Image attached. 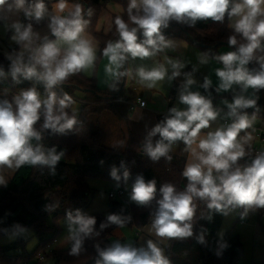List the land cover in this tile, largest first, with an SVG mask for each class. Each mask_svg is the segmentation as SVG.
Returning a JSON list of instances; mask_svg holds the SVG:
<instances>
[{
	"label": "clouds",
	"instance_id": "1",
	"mask_svg": "<svg viewBox=\"0 0 264 264\" xmlns=\"http://www.w3.org/2000/svg\"><path fill=\"white\" fill-rule=\"evenodd\" d=\"M5 8L22 12L27 22L15 20L6 25L12 33L10 40L18 49L5 54L10 63L7 72L0 66V78L10 76L16 84L22 79L34 83L20 89L11 100L0 99V170L44 165L54 172L64 153H57L55 147L46 150L41 143L43 132L66 133L78 123L77 114L69 112L72 97L66 92L59 95L55 89L62 87L69 77L95 68L98 45L86 34L90 20L85 18L84 6L79 2L56 0L50 10L45 0H0V11ZM92 12L88 8L87 16L91 17ZM126 13L127 21L121 15L112 21L119 38L109 40L101 50L107 60L104 73L111 90H117L121 78L131 74L125 68L128 61L155 57L174 47V42L163 34L171 22L193 27L197 21L211 19L223 23L226 18L236 34L228 37V45L236 47L216 57L223 64L215 71L219 80L216 92H226L234 86L242 93L252 90L251 97L241 94L230 103L223 101L228 109L225 117L231 122L201 135L220 117L222 109L214 108L211 99L199 91H190L195 81L190 76L186 79L179 94V103L186 107L169 109L165 119L148 132L144 153L152 161L162 157L170 161L173 145L182 142L188 153L182 171L187 183L182 191L172 183L161 184L160 198L156 199V180L145 181L138 175L130 193V200L139 206L156 202L149 232L162 239L192 237L197 201L223 215L238 207L244 209L243 215L264 209V150L252 154L253 137L248 131L259 112L256 94L264 89V0H128ZM44 20L53 38L42 37L35 30L34 24ZM237 35L243 42H238ZM165 60L173 70L170 76L164 64L151 69L141 66L135 71L140 84L152 89L166 77L172 80L181 74L184 63L168 57ZM200 62L207 63V57L202 56ZM253 62L259 67L249 68ZM37 84L43 85V95ZM211 85V79L205 77L202 87L207 90ZM249 108L254 109L251 115L245 111ZM38 122H42L39 128ZM156 136L159 139L153 144L152 138ZM250 155L251 160L241 166L239 162ZM129 175L125 169L123 179L127 181ZM111 177L121 179L117 168H112ZM5 184L0 175V185ZM66 216L67 238L72 242L69 255L78 256L84 241L100 234L95 229L97 220L79 209L67 212ZM207 218L211 219V215ZM130 219L109 214L100 229L110 225L123 228ZM26 231L16 225L14 234ZM197 239L204 243L203 234ZM219 246L223 249L228 245L221 242ZM96 250L99 258L95 264H170L162 248L151 239L146 247L117 241L104 249L96 245Z\"/></svg>",
	"mask_w": 264,
	"mask_h": 264
},
{
	"label": "trees",
	"instance_id": "2",
	"mask_svg": "<svg viewBox=\"0 0 264 264\" xmlns=\"http://www.w3.org/2000/svg\"><path fill=\"white\" fill-rule=\"evenodd\" d=\"M76 1L84 6L85 18L90 20L86 33L93 36L99 46L96 66L102 58L101 50L105 44L109 40L114 41L119 38L115 25L112 23L114 15L110 19L108 32L97 31L99 15L106 3L110 2L121 6L122 12L119 15L127 21V2L126 0H70L71 3H76ZM54 2L56 0H45L47 6ZM88 8L93 10L91 17L87 16ZM21 20L27 22L24 16ZM46 25L47 20H44L39 24H34V28L38 30ZM163 34L165 37H179L190 42L194 41L204 54L219 63L221 62L216 59L221 55L218 52L219 47L221 45L229 46L228 37L236 35L233 29L228 27L227 18L223 23L213 22L211 19L197 21L193 27L173 21L169 28L163 30ZM140 38L142 39V37ZM237 39L238 42H243L238 35ZM231 47L235 49L236 46ZM17 49L18 46L15 45L12 52ZM9 63L5 55L0 52V66L6 72ZM248 67L258 68L259 66L253 62ZM124 79L125 77L121 78L117 90L103 91L97 88L94 78H88L81 72L69 77L62 87L55 89L59 95L64 92L68 93L73 102L80 101L82 106L77 114L78 123L73 130L66 133L43 132L41 143L44 148L47 150L55 147L57 153H64L55 166L54 172L44 165H24L14 171L5 185H0V237L14 234L15 226L19 225L27 230H32L38 239L37 246L30 254L24 252L25 240L22 239H17L14 243L6 246H0V264H42L43 260L47 259H52L53 264H95L99 258L96 245H99L101 249L107 248L106 245L109 243L108 240L112 232L120 228L110 225L103 230L100 229V224L106 222L109 214L130 216L131 219L125 226L138 231L151 224L152 213L157 207L155 200L147 206H132L124 203L123 200L117 201L115 198L118 195H115L112 199L108 198L110 202L106 213L91 215L96 217L95 229L100 234L86 239L78 256L69 255L72 242L65 249H51L50 244L56 240L59 234L56 223L60 219H67L66 214L69 212L60 211V209L68 204L71 212L74 213L77 209L83 212L91 205V201H87L91 190L88 184L89 179L106 181L113 185V188L121 190L123 194L120 199L124 196V190L127 187L132 189L138 175H142L145 181L156 180V199L160 198L158 190L161 184L172 183L178 191L184 189L187 183L182 176L185 158L179 157L174 152L175 146H184L182 142L173 145L169 152L172 157L170 161L163 157L159 161H152L144 153V145L133 138L129 137L127 142L119 148H108L102 142L101 132L98 129L89 128L87 123L89 116H96L98 120L99 115L108 112L116 117H121L117 106L126 101L123 99L120 89ZM33 83V81L22 79L20 84H16L10 76L0 78V99L11 100L12 96L17 94L20 89L30 87ZM36 86L44 94L43 85L37 84ZM77 90L84 94L83 98L76 97ZM175 91V85H173L170 96H174ZM201 95L210 98L212 104L218 96L214 86L207 90L202 87ZM257 105L259 112L256 117L264 119V102L258 103L257 101ZM245 111L251 115L254 109L249 108ZM40 123L42 122H38L37 128ZM251 158L252 156H248L239 164L243 166ZM113 167L118 169V175L121 176L119 181L111 177ZM125 169L130 174L127 181L123 179ZM236 209L239 215L244 212L242 207ZM253 212L259 216L264 215V209H257ZM209 215H211V219L207 218ZM223 217L224 215L221 213L208 210L204 202L197 201V211L193 219V236L184 239H167L163 245H160L170 264H238V260L242 256V245L239 237L233 234L231 229L220 236ZM260 227L264 233V222ZM201 234L204 235V243L198 242L197 237ZM221 242L228 246L221 249L219 246ZM133 246L139 248L137 244H133ZM41 250L40 254L43 258L38 259ZM217 252L220 253L219 256Z\"/></svg>",
	"mask_w": 264,
	"mask_h": 264
},
{
	"label": "crops",
	"instance_id": "3",
	"mask_svg": "<svg viewBox=\"0 0 264 264\" xmlns=\"http://www.w3.org/2000/svg\"><path fill=\"white\" fill-rule=\"evenodd\" d=\"M126 2L128 3V0H126ZM109 8L107 12L102 11V14L98 19L97 28L98 30L102 29L101 31L104 33L108 32V30L110 29L109 26H110L111 17L113 15L116 16L121 13V10L119 12L116 10L118 9L117 7L116 9L115 8L113 9L115 12H111ZM228 27L232 29L230 27L229 20H228ZM105 29L108 30L105 32ZM43 33H47L46 35H50V31L48 28L45 29ZM166 38L174 42L173 48L166 49L164 52L159 53L155 57L145 58L143 60L137 58L135 60H130L125 64L126 69H128L131 74L125 77L124 82L120 86L123 99H126V101L131 102L134 101L135 98L137 97L142 98L146 102V108L142 109L135 107L134 109L130 110L128 104L121 102L119 106H117L118 112L121 117H116L110 113L112 116L110 118L108 117V115L105 114V112L99 115L98 120L96 119V122L98 123L97 128L101 132L103 144L108 148L121 147L127 142L129 137L133 138L141 145H144L146 142L148 132L157 123H160V120H162V118H164L169 114L170 108L172 107H178L181 109L185 108L183 104L179 103V94L180 91L182 90L183 84L185 83L186 79L189 76L195 81V83L192 86H190L189 89L190 91H199L200 93H202V84L204 82L205 77L211 79L212 81L211 86H214V89L216 91V87L219 84V80L215 74V71L217 68H222L223 65L215 61L214 59L210 58L206 54H204L202 50L199 48V46H197L193 42H190L186 39L179 37H166ZM221 46H227V45H221ZM98 49L99 46L97 48V54H98ZM233 49H228L225 52L229 50L233 51ZM219 51L221 50L218 49V52ZM0 52H2V54H5L4 51H0ZM221 53L223 54L222 51ZM202 56L207 57V63L200 62ZM165 57L171 58L172 60H178L184 63L185 67L183 69H180L181 74L179 76L175 77L172 80H168L166 77L164 81L158 82L157 86L155 88H152L154 92H150L149 90L151 89L148 90L147 87L140 84L139 78L136 76L135 71L137 68L141 66L145 67L146 69H151L153 67L159 66L160 64H164L165 67L167 68V74L168 76H170L173 70L171 66L167 64ZM104 60L105 58L102 57L97 62L95 68L91 70L92 73L90 74V77H88V78H94L97 88L103 91L111 90L108 86V83H106L103 87L98 85V77L100 75L99 69L101 64H103ZM188 70L192 72L190 73ZM173 85H175V90H176L175 95L170 96ZM217 94L218 96L213 102V107L222 109L220 116H223L228 111L223 101L227 100L230 103L232 102L234 96L241 94L251 97L252 90L249 89L247 93H242L238 86H234V89L232 90L226 92H220ZM256 95L259 97L258 103L264 102V89L260 90ZM103 116L105 120H108L110 122V126H111L110 132L107 133L104 132V126L102 125ZM260 120H261L260 118L256 117L255 123L259 122ZM221 126L222 124L218 117L216 121L211 123L209 129L202 130L201 135L206 134L208 131H214L217 127H221ZM251 134L253 139L250 143V148L253 153V149L258 145V141L255 138L254 134L253 133ZM241 135H243V133H241ZM157 139L158 136L152 138L153 144H155ZM179 149L185 153V156H183L185 158V162H184V166H185L188 160V153L184 151V146H180ZM254 218L256 219L257 223H254L252 226L253 237L251 241L249 261L247 264H264V233H262L260 227L261 223L264 222V215L259 216L254 212ZM246 224L247 223L243 220L239 221L240 226H245ZM150 227L151 224L146 225L141 230H139V235H138L139 239L142 237L144 232H149ZM257 237L259 238L258 245L256 244ZM162 241L163 243L161 245H163L167 241V239H162ZM108 245L111 246L112 243L109 242Z\"/></svg>",
	"mask_w": 264,
	"mask_h": 264
},
{
	"label": "rangeland",
	"instance_id": "4",
	"mask_svg": "<svg viewBox=\"0 0 264 264\" xmlns=\"http://www.w3.org/2000/svg\"><path fill=\"white\" fill-rule=\"evenodd\" d=\"M54 4H55V2L48 6L50 10L54 7ZM115 6L118 9H116ZM108 8L111 12H115L113 10L114 8L118 12L120 10L122 12V8L120 5L110 3V2L106 3V5L102 9V11L107 12ZM102 11H101L100 15L102 14ZM100 15H99V17H100ZM22 16H23L22 12L18 13L15 11H8L7 8L0 11V42H1V46L5 45L8 48L7 49L8 52L6 51L7 53H11L12 48L16 44L10 40V36L12 33L10 30H8V31L6 30V25L7 24L10 25L15 20L22 21L21 20ZM47 28L48 27L46 26V27L39 29L37 31L43 37L44 35L47 34V33H43L45 31V29H47ZM101 30L102 29L98 30V28H97V31H101ZM107 30L108 29H105V32ZM87 35H89L90 37L93 38V36H91L90 34H87ZM94 41L96 42L95 39H94ZM96 44H97V42H96ZM219 49L223 53H225L226 50L233 49V48H231L229 46H221ZM0 51H1V49H0ZM221 51H219L220 54H222ZM233 51H234V49H233ZM3 55H5V54H3ZM106 64H107V60L105 58L103 64H101L100 69H99L100 75L98 77V85L101 87H103L106 84V80H108V78L105 76V73H104V66ZM91 73H92L91 70L82 72V74L86 77H90ZM149 91L154 92L152 89ZM75 94H76L77 98H83L84 97V94L78 90L75 92ZM81 106L82 105H81L80 101L75 100L72 104V107H71L72 112L74 111L76 114H78ZM105 114L108 115V117H110V118L112 117L111 114L108 112H105ZM96 119H97L96 116H89L87 118L88 126L92 130L98 129L97 128L98 123L96 122ZM102 119H103L102 125L104 126V132L105 133L110 132L111 131L110 122L108 120H105L104 116ZM179 147H180L179 145L174 147L175 154L178 155L179 157L185 156V153L182 150H180ZM15 170H16L15 168L9 169V168L5 167L4 169L0 170V175H3L5 181L7 182ZM88 184H89V187L91 188V190H90L89 196L87 198V201L88 202L91 201V205L89 206L88 209L84 210L83 213H87L88 215H93L95 213H106L108 211L109 202H110V200L108 199V193L113 189V185H111L110 183H108L106 181L94 180V179H89ZM131 191H132V189L127 187L124 190V196L121 199H120L121 196H117L115 199H117V201L123 200L124 203L130 204L132 206H139L135 202L130 200ZM70 210H71V208L68 204H66L62 209H60V211H65V212L70 211ZM243 213L241 215H239L236 208L229 211V213L227 215H224V217H223V221H222L220 232H219L220 236H223V234L227 230L231 229L233 234L239 236V240H240L241 245H242V256L238 260L239 264H247L249 261L251 241H252V237H253L252 226L254 223H257L256 219L254 218V212L252 210H250L247 213V215H243ZM240 220L245 221L247 224L245 226H240L239 225ZM56 225L59 228V234H58L56 240L53 243H51L50 246H51V249H61L62 250V249L67 248L71 242L70 240L68 241V238H67L68 237L67 219H65V218L60 219L59 221H57ZM138 235H139V231L136 230L135 228L124 226L123 228H119V229L115 230L114 232H112L111 237L109 238L108 242H111L113 244V243L118 241L121 244H131L132 246H133V244H137L139 247H146L147 241L149 239L155 240L154 242H156L159 247L163 243L162 238H158L154 234L149 233V232H144L140 239H139ZM17 239L25 240L24 252L26 254H30L38 244V239H37L35 233L32 230H27L25 233H22L19 235L10 234L7 236L0 237V246H6L8 244L14 243ZM108 244L106 245V247H109ZM256 244L257 245L259 244V238L258 237L256 239ZM41 252H42V250L39 253H41ZM43 261L44 262L42 264H53L52 259H47V260H43Z\"/></svg>",
	"mask_w": 264,
	"mask_h": 264
},
{
	"label": "built area",
	"instance_id": "5",
	"mask_svg": "<svg viewBox=\"0 0 264 264\" xmlns=\"http://www.w3.org/2000/svg\"><path fill=\"white\" fill-rule=\"evenodd\" d=\"M0 49L2 51H4L5 53L8 52V50H7L8 48L5 45L1 46V42H0ZM123 102L128 104V107H129L130 110L134 109L135 107L142 108V109L146 108L145 100H143L142 98H139V97L135 98V100L131 101V102L130 101H123ZM219 119L221 121L222 126H224V125H226V124L231 122L230 120H228L225 117V115L220 116ZM248 131L253 133L255 138L258 141V145L253 149V153L252 154L254 155L256 152L264 150V120L261 119L257 123L254 122L253 128L249 129ZM122 194H123V192L121 190H117L116 188H113L108 193V198L112 199L115 195L121 196ZM42 258H43V256L39 253L38 254V259H42Z\"/></svg>",
	"mask_w": 264,
	"mask_h": 264
},
{
	"label": "water",
	"instance_id": "6",
	"mask_svg": "<svg viewBox=\"0 0 264 264\" xmlns=\"http://www.w3.org/2000/svg\"><path fill=\"white\" fill-rule=\"evenodd\" d=\"M193 43H195L194 41H192Z\"/></svg>",
	"mask_w": 264,
	"mask_h": 264
}]
</instances>
